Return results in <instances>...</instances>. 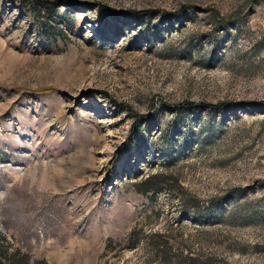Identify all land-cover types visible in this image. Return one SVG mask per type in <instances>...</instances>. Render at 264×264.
I'll list each match as a JSON object with an SVG mask.
<instances>
[{"label":"rangeland","instance_id":"obj_1","mask_svg":"<svg viewBox=\"0 0 264 264\" xmlns=\"http://www.w3.org/2000/svg\"><path fill=\"white\" fill-rule=\"evenodd\" d=\"M40 1L0 0V264H264V0Z\"/></svg>","mask_w":264,"mask_h":264},{"label":"trees","instance_id":"obj_2","mask_svg":"<svg viewBox=\"0 0 264 264\" xmlns=\"http://www.w3.org/2000/svg\"><path fill=\"white\" fill-rule=\"evenodd\" d=\"M36 5L38 4H42V5H52V4H58L57 2H45L43 3L40 0H34ZM185 7H182L175 15H182L184 13ZM142 14V13H140ZM144 15H146V12L143 13ZM50 90V89H47ZM37 93H42L40 91H37ZM225 104H219L217 107H224ZM207 104H199V105H195L194 103H190V102H186V103H182L180 106H178L179 108H189V107H198V108H204L206 107ZM157 179V176H149L148 178H146L144 181L140 182V183H135L134 187L139 189L137 190L139 193L142 194H146L148 192H152V191H157L159 190V186L155 183V180ZM2 234L0 233V240H2ZM0 249H3V246L0 244ZM0 255L2 256H7L8 254L6 252L1 253ZM9 256V255H8ZM24 259V258H23ZM25 260V259H24ZM23 260V264H27L25 261ZM37 264H43L42 262H39Z\"/></svg>","mask_w":264,"mask_h":264}]
</instances>
